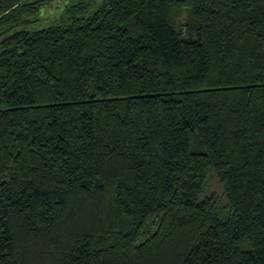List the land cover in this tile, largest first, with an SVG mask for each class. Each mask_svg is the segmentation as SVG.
Instances as JSON below:
<instances>
[{
  "label": "trees",
  "instance_id": "16d2710c",
  "mask_svg": "<svg viewBox=\"0 0 264 264\" xmlns=\"http://www.w3.org/2000/svg\"><path fill=\"white\" fill-rule=\"evenodd\" d=\"M44 2L0 0V264H264V0Z\"/></svg>",
  "mask_w": 264,
  "mask_h": 264
},
{
  "label": "rangeland",
  "instance_id": "374dc122",
  "mask_svg": "<svg viewBox=\"0 0 264 264\" xmlns=\"http://www.w3.org/2000/svg\"><path fill=\"white\" fill-rule=\"evenodd\" d=\"M64 0H45L40 9L35 12L37 18L35 21L36 25L44 24L45 22L55 19L57 9L62 5L61 3ZM184 13L182 12V15ZM204 183L201 188L202 195H213L216 198H219L220 201H223L222 191L220 190L219 184L213 172H210L206 175Z\"/></svg>",
  "mask_w": 264,
  "mask_h": 264
}]
</instances>
